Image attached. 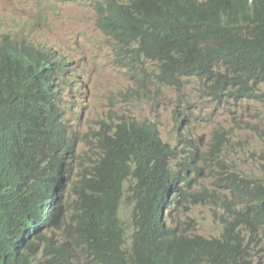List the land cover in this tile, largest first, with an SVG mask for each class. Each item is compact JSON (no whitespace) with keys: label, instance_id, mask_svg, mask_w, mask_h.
Returning a JSON list of instances; mask_svg holds the SVG:
<instances>
[{"label":"clouds","instance_id":"9594fccd","mask_svg":"<svg viewBox=\"0 0 264 264\" xmlns=\"http://www.w3.org/2000/svg\"><path fill=\"white\" fill-rule=\"evenodd\" d=\"M172 1L0 0V264H264L259 202L224 189L264 186V0ZM87 11L86 43L55 32ZM188 78L254 116L205 146Z\"/></svg>","mask_w":264,"mask_h":264},{"label":"rangeland","instance_id":"374dc122","mask_svg":"<svg viewBox=\"0 0 264 264\" xmlns=\"http://www.w3.org/2000/svg\"><path fill=\"white\" fill-rule=\"evenodd\" d=\"M94 21L95 18L92 17V12H81L71 15L69 19H62L56 22L57 29L55 32H57V30L60 31L70 42L73 39V34H79L77 43H86V37L89 34L90 28L93 27ZM181 85L180 88L175 87V89L181 92L182 95L192 103L195 114L198 113L205 118L204 121L193 120L196 132L202 134L204 137L203 142L205 146L213 128L228 126L231 120L237 115L246 118L254 116L243 107L242 102L235 103L236 111L233 114L228 112V108L224 104L215 107L216 105L209 99H206L205 96L202 97V95L205 94V86L202 81L198 79H185ZM256 120L260 125H263L259 118H256ZM246 133L256 134V131L247 130ZM258 173L264 178V172L258 170ZM122 214L126 216V212L123 211ZM180 216L186 222L191 220L196 228H200V231L207 235H216V233L222 229L221 223L213 218L212 210L207 206L191 207L189 211H182Z\"/></svg>","mask_w":264,"mask_h":264},{"label":"trees","instance_id":"16d2710c","mask_svg":"<svg viewBox=\"0 0 264 264\" xmlns=\"http://www.w3.org/2000/svg\"><path fill=\"white\" fill-rule=\"evenodd\" d=\"M157 2V8L162 11L163 8H171L173 7L172 0H151ZM177 0H175L176 2ZM154 6V5H153ZM246 23L251 24L254 20V16L250 13H245ZM254 43L259 45L264 49V35L262 38H258L256 40H252ZM162 52V50H160ZM166 56L171 58L172 55L170 52H166ZM219 95H221L219 93ZM101 169H99V174H101ZM224 189L229 190L232 195H245V197L251 201L256 198L259 204H252L251 210L255 213V216L260 224L264 223V186L259 184V182L255 180H251L249 177H240V179H232L224 181ZM256 218L253 220L252 229L256 227ZM10 249V248H9ZM12 252L11 250H9ZM8 251V252H9ZM189 263V262H187Z\"/></svg>","mask_w":264,"mask_h":264},{"label":"bare ground","instance_id":"6f19581e","mask_svg":"<svg viewBox=\"0 0 264 264\" xmlns=\"http://www.w3.org/2000/svg\"><path fill=\"white\" fill-rule=\"evenodd\" d=\"M78 77H79V80H83V78H82L80 75H78ZM220 94H221V93H220ZM221 95H222V94H221ZM238 102H242V100L239 99V100H237L235 103H238ZM179 124H180V126L182 125L181 121H180ZM188 156H189V157L192 156V151H191V150L189 151ZM152 212H153V211H152Z\"/></svg>","mask_w":264,"mask_h":264}]
</instances>
